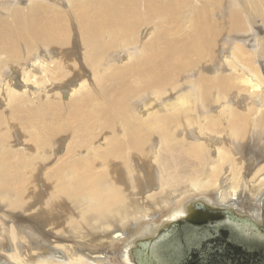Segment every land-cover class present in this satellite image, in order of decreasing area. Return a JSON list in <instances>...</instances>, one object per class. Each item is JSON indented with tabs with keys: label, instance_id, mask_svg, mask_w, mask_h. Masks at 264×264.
Returning a JSON list of instances; mask_svg holds the SVG:
<instances>
[{
	"label": "bare ground",
	"instance_id": "obj_1",
	"mask_svg": "<svg viewBox=\"0 0 264 264\" xmlns=\"http://www.w3.org/2000/svg\"><path fill=\"white\" fill-rule=\"evenodd\" d=\"M201 202L264 224V0H0V264H153Z\"/></svg>",
	"mask_w": 264,
	"mask_h": 264
},
{
	"label": "water",
	"instance_id": "obj_2",
	"mask_svg": "<svg viewBox=\"0 0 264 264\" xmlns=\"http://www.w3.org/2000/svg\"><path fill=\"white\" fill-rule=\"evenodd\" d=\"M200 204H201L200 209H203L205 211L194 209L193 211L189 212L188 216L184 217L186 224L191 225V226L204 225L209 220V217H208L209 215L206 214L207 211L214 212V213H220V210L207 208L206 205L202 202ZM232 215L234 219L248 221L245 215H242L239 213L238 214L232 213ZM169 228L170 227L166 228L167 233L161 237L162 238L161 240H159L163 242L161 248L157 250L155 249L152 250V248H150L149 251L147 252V249L141 248L142 247L141 245L142 243H141L137 247L138 254H140V256H144L147 259V261H150V263H153V264H163V259L161 258V254H163L162 257H164L167 260L168 264H183V263L184 264H209L207 263L206 258L203 259V263H198L197 262L198 258L195 257L193 253H191V256H194L195 260L187 262V260L184 257V253L181 250V246L178 242L179 240L178 238L180 237L183 231L185 232V230L181 228L180 230L181 232H179L180 234H175L174 229L169 230ZM220 235L222 236L221 241L224 246L223 251L226 252V257L223 258L221 261L216 262L215 264H259V258H257L259 256L255 258H249L248 254L250 250H247V249L243 250V249L234 247V245L231 246L232 241H228L227 239V237H230L231 234L224 232ZM148 242L149 241L145 240L144 244ZM229 245L231 247H229ZM154 247L155 245L153 246V248ZM232 249H235V251H232ZM148 254H151V255L147 256ZM136 262H137L136 264H139L138 261Z\"/></svg>",
	"mask_w": 264,
	"mask_h": 264
},
{
	"label": "flooded vegetation",
	"instance_id": "obj_3",
	"mask_svg": "<svg viewBox=\"0 0 264 264\" xmlns=\"http://www.w3.org/2000/svg\"><path fill=\"white\" fill-rule=\"evenodd\" d=\"M222 218L223 219L219 218V222H222V224L220 225L226 227L227 228L226 233L232 235V236L230 235V237H227L228 241H232V242L234 241V243L238 241L241 244L242 242H244L248 246H253L255 243H264V224H259V223L243 224V221L232 218L228 219L225 218V215ZM178 227L179 226L177 225L176 230ZM206 227L207 225L191 226L187 224L186 226L184 225L180 228H183L185 231L189 230L188 232L192 234L196 230H201ZM245 248L248 249V247L246 246Z\"/></svg>",
	"mask_w": 264,
	"mask_h": 264
},
{
	"label": "rangeland",
	"instance_id": "obj_4",
	"mask_svg": "<svg viewBox=\"0 0 264 264\" xmlns=\"http://www.w3.org/2000/svg\"><path fill=\"white\" fill-rule=\"evenodd\" d=\"M223 51V55H229V53L231 52L228 51V48H225ZM191 235L194 237L193 240H196V243L195 245L192 244V247L190 250H188V253L190 255L191 253H193V255L198 258V263H203V259H207V252H210L212 254L215 263L221 261L223 258L226 257V252L223 251L224 246L221 241L222 236L220 234H211L210 228H205L201 230H196ZM144 242L145 240L143 239L142 241H139L137 245L139 246L141 243ZM143 249H147V252L149 251V248H146L145 245ZM207 263H209V260H207Z\"/></svg>",
	"mask_w": 264,
	"mask_h": 264
}]
</instances>
